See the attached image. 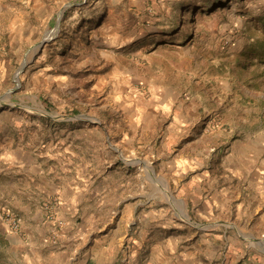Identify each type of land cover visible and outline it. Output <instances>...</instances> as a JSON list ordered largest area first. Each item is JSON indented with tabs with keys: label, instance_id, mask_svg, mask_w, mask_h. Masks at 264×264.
Here are the masks:
<instances>
[{
	"label": "rangeland",
	"instance_id": "374dc122",
	"mask_svg": "<svg viewBox=\"0 0 264 264\" xmlns=\"http://www.w3.org/2000/svg\"><path fill=\"white\" fill-rule=\"evenodd\" d=\"M40 1L41 15L22 16L31 24L25 38L17 32L11 47L0 49V264H22L43 241L57 245L45 224L52 198L34 224L19 214V193L8 177L32 159L50 161L56 142L66 139L74 170H137V184L125 171L117 178L126 184L124 197L131 190L138 195L136 212L164 224L157 231L218 234L202 241L213 264H264V208L250 205L249 189L235 188L227 198L222 192L227 165L237 168L240 148L264 130V0ZM182 117L199 125L197 141L148 136L126 145L100 128L106 123L119 132L129 121L165 126ZM180 152L198 154L212 181L181 195L191 173L168 176ZM17 179L13 186L20 188ZM6 212L22 218L21 231L5 227ZM135 230V223L120 228L126 237Z\"/></svg>",
	"mask_w": 264,
	"mask_h": 264
},
{
	"label": "crops",
	"instance_id": "0c3cea01",
	"mask_svg": "<svg viewBox=\"0 0 264 264\" xmlns=\"http://www.w3.org/2000/svg\"><path fill=\"white\" fill-rule=\"evenodd\" d=\"M45 8L40 0H0V49L5 46L9 49L11 42L16 39L17 32L20 40L25 38L24 35L31 24L22 19L23 15L28 13L32 16L41 15V10ZM259 97L264 99V88ZM163 111H167L166 106ZM158 114L156 111L155 117ZM166 124L164 126L160 122L152 126L143 125L140 121H129L123 123V127L115 128V131L119 132L111 131V126L106 123L101 124L100 128L104 129V133L107 132L115 142L126 145L148 136L166 139V142L179 140L181 145L197 141L200 137L199 125L184 117ZM157 131H160L159 135ZM67 142H69L67 139L56 142L55 152L50 155V161L32 159V164L27 165L29 168L23 169L21 166L22 169L15 175L9 172L12 190L19 193V197L9 198L20 199V203L15 205L19 208V214L37 224L45 218L41 204L57 197L56 216L63 222L56 236L57 245L54 247L48 246L41 237L42 233L35 229V236L43 241L42 245L30 247V253L24 255L22 264H213V253L212 251L209 254L204 253L202 241L204 239L216 241L220 238L218 234L210 232L202 235L187 232L185 235L181 234L183 238H179L175 233L165 234L157 231V227H163L164 224H159L153 213L136 212V208L142 204L138 200V195L131 190L130 195L123 196V186L126 184L123 183L122 177L117 176L125 170L118 167L104 168L101 171L86 168L74 170L69 164H72L70 159L76 155L70 147L72 142L70 144ZM88 143L91 144L92 141ZM86 149L88 153V148ZM207 149L205 151L208 153ZM238 158V167L241 165L242 168L237 169L234 164H229L224 173L227 178L226 186L222 187L225 198L235 188H246L253 192L250 195V205L259 207L261 203L264 208V130L257 134L253 142L248 141L240 148ZM169 168L168 176L178 174L180 177L191 173L190 181H185L184 188L178 189L181 195L183 189L187 190V186L191 184L200 186L203 180L213 179L209 177V171L203 170L202 159L195 153L175 154ZM125 172L129 174L131 182L134 177L135 183H138L137 170L127 169ZM112 174L116 178H112ZM16 177L18 183L22 184L20 188L13 186L17 185L13 181ZM216 192L217 190H214L215 194L210 196L211 200L205 202L209 208H213L211 203L217 198ZM187 199L185 195V200ZM152 201L148 200L147 203ZM133 223L136 230L126 237V233L123 234L120 228L122 224L128 226ZM142 223L146 225L145 231L141 229ZM166 223H170V220L166 219ZM156 234H162V238L155 239ZM182 239L184 241L180 242ZM211 249L216 252L218 244L215 242Z\"/></svg>",
	"mask_w": 264,
	"mask_h": 264
},
{
	"label": "built area",
	"instance_id": "2783aa9c",
	"mask_svg": "<svg viewBox=\"0 0 264 264\" xmlns=\"http://www.w3.org/2000/svg\"><path fill=\"white\" fill-rule=\"evenodd\" d=\"M58 204V198H52L45 203L46 218L48 223L52 227L53 238L58 235V230L62 227L63 222L56 216V206ZM3 221L8 230L12 232H19L22 228V218L11 212H6L3 215Z\"/></svg>",
	"mask_w": 264,
	"mask_h": 264
}]
</instances>
